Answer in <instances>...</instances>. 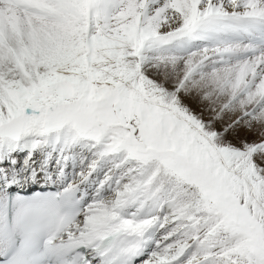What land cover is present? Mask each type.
<instances>
[{"label": "snow or ice", "instance_id": "snow-or-ice-1", "mask_svg": "<svg viewBox=\"0 0 264 264\" xmlns=\"http://www.w3.org/2000/svg\"><path fill=\"white\" fill-rule=\"evenodd\" d=\"M0 264H264V0H0Z\"/></svg>", "mask_w": 264, "mask_h": 264}]
</instances>
